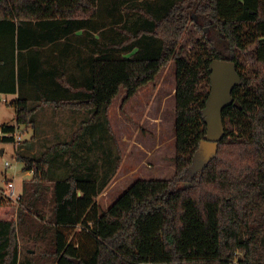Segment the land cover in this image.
I'll list each match as a JSON object with an SVG mask.
<instances>
[{
  "label": "trees",
  "instance_id": "trees-1",
  "mask_svg": "<svg viewBox=\"0 0 264 264\" xmlns=\"http://www.w3.org/2000/svg\"><path fill=\"white\" fill-rule=\"evenodd\" d=\"M190 25L209 50H181ZM21 26L28 40L18 68L14 55L9 68L0 56V94L18 93L9 103L16 125L33 127L43 107L87 111L85 123L98 116L107 124L121 90L125 105L174 62L175 169L171 179L135 180L101 210L96 198L110 178L70 173L51 183L47 176V154L71 147L78 134L38 158L17 154L32 177L16 204L0 194V264H264V0H0V34L13 43L16 34L19 43ZM81 39L91 53L51 72L58 91L47 89L49 80L45 89L21 91L27 72L50 70L54 49L66 44L68 52ZM250 42L255 69L245 77L240 54ZM24 52L32 60L23 61ZM214 59L233 62L240 75L231 93L237 105L222 118L241 135L225 130L206 162L199 145L210 90L197 89L202 78L210 86ZM20 228L47 246L21 254Z\"/></svg>",
  "mask_w": 264,
  "mask_h": 264
},
{
  "label": "rangeland",
  "instance_id": "rangeland-1",
  "mask_svg": "<svg viewBox=\"0 0 264 264\" xmlns=\"http://www.w3.org/2000/svg\"><path fill=\"white\" fill-rule=\"evenodd\" d=\"M23 28L24 26H21L19 29V43L16 34L14 43L9 33L0 34V56L4 58L7 68L12 55L15 57V69L18 68L21 42L24 39L28 40L26 33L22 31ZM246 32L248 35L251 34L249 28ZM181 48L192 55L209 50L193 25H190L185 34ZM254 50L255 45L250 42L246 54H240L242 67L239 68V72L245 77L251 76L254 72ZM181 56L186 55L181 53ZM174 89L175 63L171 62L160 71L153 82L140 88L128 105L127 103L122 105L125 91L121 90L109 107L107 124L98 116L89 124L82 122L91 117L92 113L87 111L41 108L34 116V129L36 128L37 133L36 141H32V149L35 151L33 154H29L27 148H23L29 140L28 134L24 132L27 128L25 126L19 125L21 141L18 144L0 143V149L3 150L0 155V192L3 196L7 195L6 181L14 178L17 194L22 182L28 179L23 170V163L18 161L15 155L20 153L38 158L54 145L69 142L75 134L78 135L74 145L69 148H55L47 154V176L51 183L67 177L70 173L77 175L88 173L101 179L110 178L96 198L101 210H106L137 179H171L175 169L172 160L175 154ZM209 90L210 86L202 78L198 93L204 94ZM243 93L244 91L240 90V94ZM0 122L15 124L14 109L2 100ZM224 128L229 134L241 135V132L228 122L224 124ZM42 130L47 131L49 137L40 138ZM5 162L11 167L5 168ZM116 166L117 170L113 175ZM11 201L16 204L17 198ZM18 236L21 254L39 252L47 246L44 242L36 241L33 233L27 235L25 228L18 230Z\"/></svg>",
  "mask_w": 264,
  "mask_h": 264
},
{
  "label": "water",
  "instance_id": "water-1",
  "mask_svg": "<svg viewBox=\"0 0 264 264\" xmlns=\"http://www.w3.org/2000/svg\"><path fill=\"white\" fill-rule=\"evenodd\" d=\"M210 91L203 110L206 135L200 142L199 152L206 162L216 154L220 140L225 134L223 110L237 105L231 93L241 83L240 75L233 62L214 59L209 65Z\"/></svg>",
  "mask_w": 264,
  "mask_h": 264
},
{
  "label": "crops",
  "instance_id": "crops-1",
  "mask_svg": "<svg viewBox=\"0 0 264 264\" xmlns=\"http://www.w3.org/2000/svg\"><path fill=\"white\" fill-rule=\"evenodd\" d=\"M64 41H66V40H64V39L61 40V42H64ZM71 43H72L73 47L72 46L68 47V49H69L68 52H63V49H65L66 44H64V45L60 44L57 49H54V52H52V53H53V55H55V57L54 56L52 57V58H54L53 59L54 61L51 65L50 70H49V68H39V70L34 74L27 72L28 74L24 75L23 84L20 87L21 91L27 92V95H29L31 92H33L35 90V88L38 85L41 88L45 89V84L50 79V76L52 75L51 74L52 71H53V73H55L57 71V69L62 68V66H64V64H68V63L74 64L77 61V58L82 56L80 51H82L83 56L85 55V53H87V54L91 53V49L87 47V43L85 40H83V39L73 40V42H71ZM49 46L53 47V45H49ZM24 55L25 56H23L24 57L23 61L32 60V58H29V56L25 52H24ZM58 57H60V58L62 57L61 59L63 60V62L59 61L57 59ZM67 57H69V60L67 59ZM27 68H28V66H26V69ZM27 71H29V70H27ZM51 80H49L47 89L52 90V91H58V87L54 83L51 84ZM17 96H18V93H16V94H0V100H2L5 104L9 105L10 102L16 100ZM132 100L133 99H131L130 101H132ZM130 101H129V103H130ZM129 103H127V105ZM30 104L34 105L35 104L34 100L31 101ZM40 110L41 109H39L37 112H39ZM14 116H15V110H14ZM85 121H89V119H87ZM85 121H82V122H85ZM14 122H15V120H14ZM2 124L14 126L15 129H17V130L20 127L19 125H16V123L14 125H10L8 122H6V123L0 122V125H2ZM80 130H82V129H80ZM24 132L28 134L29 140L26 141L25 145H23V148L24 149L27 148V151L29 152V154H33L35 151H33V149H32V146H33L32 141L33 140L36 141L35 140L36 139V133H37L36 128L34 129V125H33V127H30V128L27 127L26 131H24ZM41 133L42 134H41L40 138L49 137L48 136L49 133L47 131L42 130ZM23 148H22V150H23ZM2 153H3V150L0 149V155H2ZM24 166L25 165L23 164V170H24ZM24 172L26 173L25 176L28 177V179L24 180L23 182L30 180L32 177V171H25L24 170ZM8 181H12L14 183V178L8 179ZM23 182L21 184V188H20L19 192L17 194L15 193L17 198L20 196V194L22 192ZM14 188H15V184H14ZM14 192H15V190H14ZM0 194H2V192H0ZM2 196H3V194H2ZM3 197L5 198V195Z\"/></svg>",
  "mask_w": 264,
  "mask_h": 264
},
{
  "label": "built area",
  "instance_id": "built-area-1",
  "mask_svg": "<svg viewBox=\"0 0 264 264\" xmlns=\"http://www.w3.org/2000/svg\"><path fill=\"white\" fill-rule=\"evenodd\" d=\"M1 139L12 140V143L16 145V144H18V142L21 141V134L19 133V131L17 129H15L13 131H4L0 127V140ZM4 167L5 168H10L11 165L8 162H5ZM6 185H7L6 192L8 194L5 195V199L11 200V199L17 198L16 195H15V192H14V190H15L14 183L12 181H8L7 180L6 181Z\"/></svg>",
  "mask_w": 264,
  "mask_h": 264
}]
</instances>
